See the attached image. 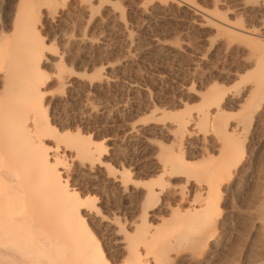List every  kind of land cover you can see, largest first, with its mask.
Here are the masks:
<instances>
[{"label":"bare ground","instance_id":"6f19581e","mask_svg":"<svg viewBox=\"0 0 264 264\" xmlns=\"http://www.w3.org/2000/svg\"><path fill=\"white\" fill-rule=\"evenodd\" d=\"M125 1L141 17L184 12L210 29L215 50L195 69L197 92L191 85L170 111L148 107L144 123L127 125L153 152L152 166L134 175L111 172L103 144L47 115L74 92L85 117L107 113L92 92L114 86L142 47L119 3L0 0V264H264V0L213 1L212 10L196 0ZM112 26L127 47L119 64L92 75V60L84 72L67 67L102 47L92 29ZM97 181L134 200L130 217L103 211L85 186Z\"/></svg>","mask_w":264,"mask_h":264},{"label":"rangeland","instance_id":"374dc122","mask_svg":"<svg viewBox=\"0 0 264 264\" xmlns=\"http://www.w3.org/2000/svg\"><path fill=\"white\" fill-rule=\"evenodd\" d=\"M113 1L119 3L129 30L139 38L142 47L138 50L133 49L135 52L132 51L134 56L132 62L114 74L116 80L114 86L92 92V101L96 108H99V112L105 108L107 113L91 116L92 118L85 117L81 113L82 93L74 92L61 103L50 104L47 115L53 127L59 130L65 127L67 132L79 133L98 144H103L107 149V162L111 172L124 168L134 175L136 171L145 172L152 166L153 152L143 142L142 137L130 136L127 125L138 124L139 121L144 123L150 114L148 107H170L175 101L183 98L182 91L191 85L195 89L193 91L197 92L199 86L193 76L197 71H202L204 67L201 64L202 60L210 59L215 50L206 41L212 34L210 29H199L196 21L184 12L175 10L172 16L141 17L133 2ZM213 1H219L227 7L233 5L232 0H196V3L204 9L212 10ZM89 34L99 36L98 39L101 41L104 39L102 42L98 40L102 47L90 50L83 62L74 58L69 59L67 67L84 72L86 69L84 61L92 60L93 68L87 71L88 75H92L94 71L103 69L107 63L119 64L123 50L125 51L127 47L118 28L114 26L94 28ZM154 39H161L176 46L180 52L175 54L168 50L155 49L152 45ZM103 72L107 73L106 70ZM49 89L51 92L56 91L53 85ZM185 99L184 102L187 101L190 107L199 104L198 99ZM152 138L170 148L169 142L162 141L157 136ZM85 186H88V190L94 196L101 198V206L106 214L115 215L123 221L134 212V200L122 197L116 189L105 182L97 181ZM236 221L239 222L240 219ZM92 232L105 246L103 232L97 228H92ZM234 245L233 251L238 257L241 245L238 243ZM110 257L112 260L115 259L114 254Z\"/></svg>","mask_w":264,"mask_h":264}]
</instances>
